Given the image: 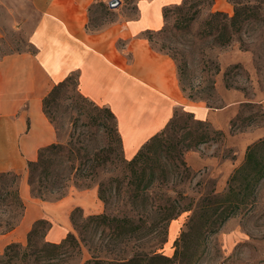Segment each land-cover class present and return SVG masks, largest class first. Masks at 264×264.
<instances>
[{
  "label": "rangeland",
  "instance_id": "rangeland-1",
  "mask_svg": "<svg viewBox=\"0 0 264 264\" xmlns=\"http://www.w3.org/2000/svg\"><path fill=\"white\" fill-rule=\"evenodd\" d=\"M213 12L218 11L211 0H187L168 10L162 32L147 38L172 59L187 98L214 113L227 109V115L218 120L219 127L211 123L223 134L216 142L187 151L206 131L199 130L189 111L178 109L175 131L149 145L144 158L131 164L116 117L109 108L80 94L76 76L44 106L60 137L57 145L62 147L60 153H50L55 161L52 169L68 174L73 169L66 197L94 190L101 203L95 209L88 197L77 199L81 206L73 212L77 210L79 230L72 223L69 233L50 237L61 242L71 233L79 241L87 239L82 264L92 259L98 243V255L108 259L116 257L109 249L128 256L173 257L175 243L192 218L215 223L217 228L227 216L232 217L217 235L203 242L193 233L185 246L198 255L205 252L201 264H264V179L257 181L255 165L242 176L237 174L246 163L248 147L264 140V13L262 21L246 25L230 46L222 47L221 40L205 34ZM0 13V59L32 51L30 31L13 29L17 18ZM227 15H234V7ZM115 19V13L97 6L91 26L99 28ZM202 206L207 210L202 211ZM98 215L125 219L127 236L116 240L114 231L100 228L91 237L96 224L86 219ZM173 229L177 232L171 239ZM230 237H234L231 243Z\"/></svg>",
  "mask_w": 264,
  "mask_h": 264
},
{
  "label": "crops",
  "instance_id": "crops-1",
  "mask_svg": "<svg viewBox=\"0 0 264 264\" xmlns=\"http://www.w3.org/2000/svg\"><path fill=\"white\" fill-rule=\"evenodd\" d=\"M110 1L0 0V11L18 20H14L13 29L30 31L32 47V51L0 59V175L20 176L19 190L26 206L18 228L0 235V256L11 244L26 245L39 220L52 222L46 240L61 243L63 240L50 237L71 231L73 210L81 206L75 202L77 199L88 197L95 209L101 206L94 190L44 202L34 198L28 183L29 164L38 161L42 149L60 142L44 111V100L70 76L77 77L79 92L85 99L114 114L129 160L167 127L178 109L216 127L228 113L227 109L214 113L187 98L174 62L147 38L148 34L162 32L167 24L165 12L185 0H119L115 10L110 9ZM97 6L115 13L116 19L93 28L92 11ZM214 10L233 13L229 0H215ZM261 106L264 111V101ZM144 121L159 127L130 146L123 123L134 134ZM233 239L230 237L228 242Z\"/></svg>",
  "mask_w": 264,
  "mask_h": 264
},
{
  "label": "trees",
  "instance_id": "trees-1",
  "mask_svg": "<svg viewBox=\"0 0 264 264\" xmlns=\"http://www.w3.org/2000/svg\"><path fill=\"white\" fill-rule=\"evenodd\" d=\"M184 2H187V0ZM229 3L234 7V15L232 17L222 12H213L206 22L205 34L221 40L220 45L222 47L230 46L234 38L243 32L246 25H249L251 22L262 21L261 14L264 13V0H229ZM214 4L215 0H211L212 7ZM102 9L106 10L108 14H111L107 9ZM168 10L165 12L166 19ZM149 35L150 34H148V36ZM72 77L73 76H70L65 82L59 84L52 90L44 100V106L65 83L72 79ZM190 115L193 116L196 124L199 126V130L204 129L206 132L197 136L196 144L194 146H189L186 149L187 151L197 150L203 145L216 142L215 138L221 139L223 137L222 132L215 131L210 123L197 121L193 114ZM178 116L179 115L176 113L164 131L142 147L133 158L131 164L137 163L144 158L149 145L163 140V138L170 135L171 131H175L174 129L177 126ZM59 149H62V147L57 144L42 149L38 161L30 163L28 166V183L32 195L34 198L44 202L50 201L53 198L57 201L64 199L70 187L68 183L71 181L73 169H71L69 174L67 172L61 173L57 169H52L55 166V161L51 158L50 153L55 152L58 154L60 153L58 151ZM251 165H255L258 169H255L257 181H262L264 179V140H261L254 146L248 147L246 163L237 174L242 176L248 170L246 168ZM135 175L137 177L139 174L135 172ZM236 178L237 177H234V180ZM19 181L20 176L16 174L10 173L0 175V235L13 232L18 228L25 216L26 206L20 195ZM245 189L246 188H244V190ZM231 192L233 193L235 191L232 189ZM201 210H207V206H202ZM76 212L77 210L72 213L71 220L75 229L79 230ZM231 217L232 216H227L223 219L217 228L214 227L215 223L209 224V222L204 221L202 218H192L186 230L175 243L176 251L173 257H168L164 254L148 255L144 253H134L133 256H128L124 252L117 253L109 249L110 252L116 254V257L108 259L98 255L100 251L98 243L94 246V249H92L94 252L92 259L84 264H201L205 252L199 255L196 252L192 253L190 249L185 246V244H188L187 238L194 233L198 235L199 240L203 237V242H207L208 239L219 233L220 227ZM86 221L88 224H96L91 237H94L95 233L100 228L114 231L116 240L128 234L127 228L129 227V223H127L125 219L121 220L110 218L106 215H98L91 216L87 218ZM51 228L52 224L49 221H37L28 236L26 245L20 243L9 245L0 256V264H82L83 247L88 246L87 239L84 238L82 241H79L74 234L70 233L61 243H50L46 238ZM104 232L105 231H103V233ZM92 246L93 245L88 247L90 251ZM114 246H117V243H115Z\"/></svg>",
  "mask_w": 264,
  "mask_h": 264
},
{
  "label": "bare ground",
  "instance_id": "bare-ground-1",
  "mask_svg": "<svg viewBox=\"0 0 264 264\" xmlns=\"http://www.w3.org/2000/svg\"><path fill=\"white\" fill-rule=\"evenodd\" d=\"M118 111L121 112V109L118 108ZM124 113V112H123ZM125 128L127 129V136L129 138L130 146L141 142L151 131L157 129L159 126L152 124L151 122L144 121L138 125L137 130H135L134 134L131 127L127 123H123ZM176 229H173L171 239L176 236Z\"/></svg>",
  "mask_w": 264,
  "mask_h": 264
},
{
  "label": "water",
  "instance_id": "water-1",
  "mask_svg": "<svg viewBox=\"0 0 264 264\" xmlns=\"http://www.w3.org/2000/svg\"><path fill=\"white\" fill-rule=\"evenodd\" d=\"M110 9L115 10L120 6V1L119 0H111L109 3Z\"/></svg>",
  "mask_w": 264,
  "mask_h": 264
}]
</instances>
